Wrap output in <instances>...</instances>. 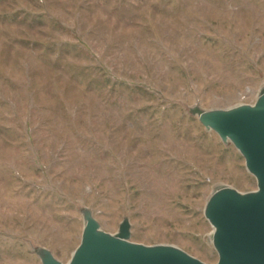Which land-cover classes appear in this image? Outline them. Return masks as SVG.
<instances>
[{"label":"rangeland","instance_id":"obj_1","mask_svg":"<svg viewBox=\"0 0 264 264\" xmlns=\"http://www.w3.org/2000/svg\"><path fill=\"white\" fill-rule=\"evenodd\" d=\"M263 89L264 0H0V264H68L85 210L216 264L209 198L258 181L194 109Z\"/></svg>","mask_w":264,"mask_h":264},{"label":"water","instance_id":"obj_2","mask_svg":"<svg viewBox=\"0 0 264 264\" xmlns=\"http://www.w3.org/2000/svg\"><path fill=\"white\" fill-rule=\"evenodd\" d=\"M194 113L224 142L232 141L258 181L255 191L241 193L223 186L209 198L205 215L214 227L216 264H264V89L255 104L227 110L195 108ZM84 220L81 243L68 264H207L174 245L132 242L128 219L116 234L102 230L89 210ZM38 253L43 264H63L48 249Z\"/></svg>","mask_w":264,"mask_h":264}]
</instances>
